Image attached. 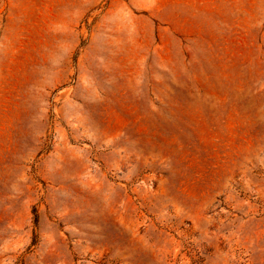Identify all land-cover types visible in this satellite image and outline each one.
<instances>
[{
	"label": "rangeland",
	"instance_id": "1",
	"mask_svg": "<svg viewBox=\"0 0 264 264\" xmlns=\"http://www.w3.org/2000/svg\"><path fill=\"white\" fill-rule=\"evenodd\" d=\"M0 264H264V0H0Z\"/></svg>",
	"mask_w": 264,
	"mask_h": 264
}]
</instances>
